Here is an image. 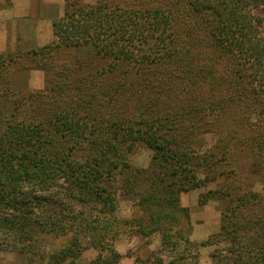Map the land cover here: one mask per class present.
Here are the masks:
<instances>
[{"label": "trees", "instance_id": "1", "mask_svg": "<svg viewBox=\"0 0 264 264\" xmlns=\"http://www.w3.org/2000/svg\"><path fill=\"white\" fill-rule=\"evenodd\" d=\"M263 8L264 0H97L94 5L66 0L65 14L53 23L55 41L34 51L31 63H19L23 55L0 52V113L11 102L20 116L7 121L0 134V250L52 230L73 234L69 246L52 256L53 263L75 257L81 237L103 226L97 216L115 205L102 185L108 181L93 177L91 166L110 153L119 155L115 143L129 132L156 152L148 168H124L141 180L139 197L152 221L145 234L181 224L179 199L167 195L199 187L204 181H196L198 165L215 174L205 180L222 174L228 181L235 175L234 154L243 151L251 168L264 173ZM80 46L93 47L89 61L66 64L53 54ZM14 66L46 70L47 87L12 93L8 77ZM131 109L135 119H118ZM67 133L88 140L92 152L74 170L65 166L66 155L46 148L59 152L57 138ZM208 135L217 137L212 147L206 145ZM178 172L184 179L173 189L170 178ZM61 180L70 188L52 191ZM226 183L218 192L235 205L227 207L220 232L200 246L228 244V255L212 252L214 264H264V197ZM93 186L101 191H89ZM64 197L94 200L104 209L97 208L92 220L66 209ZM185 220L191 227L188 214ZM186 233L177 232L166 245L176 250L182 239L195 246ZM109 244L101 243L93 264H118L120 255Z\"/></svg>", "mask_w": 264, "mask_h": 264}, {"label": "rangeland", "instance_id": "2", "mask_svg": "<svg viewBox=\"0 0 264 264\" xmlns=\"http://www.w3.org/2000/svg\"><path fill=\"white\" fill-rule=\"evenodd\" d=\"M15 1H18L16 9L23 7L24 2L27 3V0ZM85 1L88 5H94L97 0ZM11 2L12 0H0V16L5 11L4 5ZM33 2L39 4L41 7L45 5L47 9L53 11L54 3H59V0H30V3L27 4L32 5ZM262 10L264 12V8ZM93 56L94 49L90 46L61 48L55 54L58 62L66 64L87 62ZM7 103L8 105L4 106L6 110H1L2 113H0V134L5 131L7 121L14 119L15 115L19 116L14 104L11 102ZM120 105H123L122 102H120ZM41 108L43 111H49L47 106ZM122 117L136 118L132 109L122 114L118 119ZM220 122H224V116L220 117ZM68 134L65 135L66 137L58 136L59 152L52 151L50 147L46 148L52 154L62 155V158L66 155V159L64 160L65 166L69 164L74 170L78 167V160L81 159V162H79L84 166L87 154H91L92 152L88 148V140H78ZM216 138L213 135H208L207 147L214 146ZM60 146L62 148L61 151ZM68 147L71 148L69 149ZM72 147H74L73 150ZM114 147L115 153L119 155L110 153L107 159H96L95 165L91 166L95 173L90 172L93 174V177L96 174V176L103 177L104 180L108 181V183L102 185H105L106 191H110L114 195V210L112 207L105 208V210L110 212L106 211L99 214L97 208L104 209V206L100 202L94 203V200L85 202L86 199L85 201H81L64 197L63 205H65L66 209L71 206L75 213L81 212L82 214H86L92 220L95 219V215L99 214L97 219L99 220V225L103 226L92 230L95 236L88 233L81 237L80 249L76 248L75 257L66 256L60 263H56L55 259V264H93L98 260L102 252V242L110 243L109 245H112V249H115L120 255L118 264H214L211 256L212 252L218 249L221 252L219 254L222 256L228 255L224 251L228 244L217 243L206 246H200V244L211 235L220 232L223 216L228 212L227 207L230 203L235 205L233 200L231 202L228 201L227 198L220 196L218 191H225V183L228 182L226 185L232 189L242 184L244 186L242 191L257 192L264 197V173L252 169L248 155L243 151H237L234 154L233 167L235 175L232 178H229L227 181L224 175L219 174L215 181L205 180L207 177L211 178L215 174L210 173L207 165H198L195 169L196 181H204L199 187L182 192L171 191L167 195L179 199L182 212L178 213L183 220L180 221L181 224H170V226L165 224L161 229L145 234L144 231L151 228L152 221L149 217L150 212L143 205L139 197V193L142 190H140L138 185L141 180L133 178V172L135 171L124 168L125 165H130L131 168L135 169L148 168L156 152L144 141L138 138L133 139L130 136V132L127 136L123 137L122 141H116ZM201 151L203 152L204 149ZM116 162L119 164H116ZM96 171L102 174V176L97 174ZM103 171H106V174L103 175ZM178 174L179 177L170 178L174 180L173 189L179 188L181 180L179 178L184 179L183 174L180 175V172ZM73 175H78V171L75 170ZM96 181H98V184L100 183V179H96ZM59 183L61 186L52 191L63 193L67 190L66 187L70 188L67 181L61 180ZM89 191H101V189L93 186ZM158 194L166 195V191H161ZM91 195L94 198L95 194ZM186 214L190 218L191 227L188 226L185 220ZM177 232H187L186 235L190 236L195 246L184 244V241L180 239L181 245L178 249L173 250L169 248L166 245V240L168 241L172 236L176 237ZM97 234L100 236L96 240ZM72 235L60 236L52 230L38 232L34 241H26L25 244H21L18 247L0 250V264H54L52 256L61 253L69 246L70 241L73 240ZM33 253L38 254L36 258L32 256ZM195 255H197V258ZM42 256H45V258L43 259ZM62 256H64V252ZM49 259L50 263L48 262ZM195 260L196 263H194Z\"/></svg>", "mask_w": 264, "mask_h": 264}, {"label": "crops", "instance_id": "3", "mask_svg": "<svg viewBox=\"0 0 264 264\" xmlns=\"http://www.w3.org/2000/svg\"><path fill=\"white\" fill-rule=\"evenodd\" d=\"M18 1L6 3L5 11L0 16V52L3 54L23 55L20 62L32 61V53L42 49L56 39L53 23L60 19L66 11V1L59 0L53 6V11L45 5L23 3L16 9ZM55 11V12H54ZM58 49L53 54L55 56ZM24 60V61H23ZM46 70L38 67L18 68L14 66L8 77V87L12 93L39 91L47 87Z\"/></svg>", "mask_w": 264, "mask_h": 264}]
</instances>
